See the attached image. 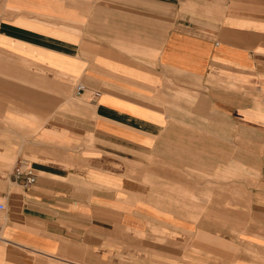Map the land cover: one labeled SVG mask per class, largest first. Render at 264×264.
<instances>
[{
    "label": "crops",
    "instance_id": "0c3cea01",
    "mask_svg": "<svg viewBox=\"0 0 264 264\" xmlns=\"http://www.w3.org/2000/svg\"><path fill=\"white\" fill-rule=\"evenodd\" d=\"M6 4L0 264H264V0Z\"/></svg>",
    "mask_w": 264,
    "mask_h": 264
},
{
    "label": "built area",
    "instance_id": "2783aa9c",
    "mask_svg": "<svg viewBox=\"0 0 264 264\" xmlns=\"http://www.w3.org/2000/svg\"><path fill=\"white\" fill-rule=\"evenodd\" d=\"M82 89V86H77V92H81ZM13 177L15 180L23 179L24 185L27 187L33 185L35 181V174L32 168L22 163H19L17 166L14 167ZM2 209L3 206L0 205V210Z\"/></svg>",
    "mask_w": 264,
    "mask_h": 264
},
{
    "label": "rangeland",
    "instance_id": "374dc122",
    "mask_svg": "<svg viewBox=\"0 0 264 264\" xmlns=\"http://www.w3.org/2000/svg\"><path fill=\"white\" fill-rule=\"evenodd\" d=\"M5 0H0V17L2 16V15H11V12L12 13H14V12H18L17 10H15L16 8H10L9 7V5H5V6H7L6 8H5ZM8 10H10V12L8 11ZM44 16H46V15H44ZM46 18V17H45ZM50 18V17H49ZM6 65V64H5ZM7 67V66H6ZM79 86V85H78ZM76 90H77V88H76Z\"/></svg>",
    "mask_w": 264,
    "mask_h": 264
}]
</instances>
